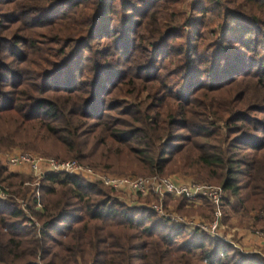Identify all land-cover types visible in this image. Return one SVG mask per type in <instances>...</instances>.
Returning <instances> with one entry per match:
<instances>
[{"label": "trees", "instance_id": "obj_1", "mask_svg": "<svg viewBox=\"0 0 264 264\" xmlns=\"http://www.w3.org/2000/svg\"><path fill=\"white\" fill-rule=\"evenodd\" d=\"M186 1L0 0V151L192 175L264 211V0ZM0 186V264H264L77 176L0 163Z\"/></svg>", "mask_w": 264, "mask_h": 264}, {"label": "built area", "instance_id": "obj_2", "mask_svg": "<svg viewBox=\"0 0 264 264\" xmlns=\"http://www.w3.org/2000/svg\"><path fill=\"white\" fill-rule=\"evenodd\" d=\"M0 163L11 172L21 171L23 168H26L33 175L38 176V178L51 173L67 174L69 176L80 177L89 183H99L114 192L130 193L140 195L141 197H153L155 200L149 205H139L136 203L130 205L124 202L130 207H146L151 209L167 226L181 229L188 236H209L236 247L229 240V237H225L222 233L224 229L222 208L226 199V191L222 187L190 182L176 176H114L103 170L81 164L77 160L62 161L22 152L0 154ZM0 198H7V194L1 186ZM179 198L184 199V207L186 209L199 207L202 204V199H205L212 206L213 218L187 217L177 213L172 210L167 199L175 200ZM21 205L25 209V203L21 202Z\"/></svg>", "mask_w": 264, "mask_h": 264}, {"label": "rangeland", "instance_id": "obj_3", "mask_svg": "<svg viewBox=\"0 0 264 264\" xmlns=\"http://www.w3.org/2000/svg\"><path fill=\"white\" fill-rule=\"evenodd\" d=\"M196 2H197V0H187L184 3V5L181 7V10L184 13H186V16H189V13H190L189 7L193 4H195ZM214 25H217V24L216 23L213 24V29H215ZM208 37H209V39L211 38L210 36H208ZM143 96H145V95L143 94ZM21 152L61 160V159L56 158L55 156L44 155L40 150L23 149V148L17 147V146H13L9 149L0 151V154L4 155L7 153H21ZM68 160H74V159H68ZM100 170H102V169H100ZM8 171L11 172L10 170H8ZM103 171H105V170H103ZM106 172L111 174V175H114V176H135V177H139V175L133 174L131 172H126V173H121V174L112 173V172H108V171H106ZM13 173L15 175L24 176L25 178H27V177L31 178V179H37L38 178V176L33 175L26 168H23V170L16 171ZM169 176L170 177L176 176V177L181 178L182 180L195 182V183H197V182L198 183H205V182H202V181L196 179L192 175H184L182 173H173V174H169ZM205 184H207V183H205ZM216 187H220V186H216ZM116 193L118 194V197L121 200L127 202L130 205L134 204V203L139 204V205H142V204H146V205L148 204L149 205L150 203H152L154 201L153 200L150 202H146L147 197H141L140 195H135V194H130V193L124 194L123 192H116ZM225 198H226L224 201L225 203H224L223 208H222V211H223L222 212L223 213L222 223L224 225V229L222 230V233L225 235V237H229V240H231L237 248L239 247L238 242L241 240V236L239 235L241 231L242 232L243 231L248 232V235H251L252 237L254 236V237H259V238L264 239V230L260 229V224L254 226L257 218L259 219V220H257L259 222L264 221V211H251L250 213H244V211H242L241 209L234 208L235 199L231 196V194L228 191L225 192ZM20 204H21V202H20ZM172 210H174V209L172 208ZM208 212H207V215H200V214L188 215L187 213H184L181 215L187 216V217H197V218L200 217L203 219H212L213 217H211V215H209ZM26 215H28V214H26ZM241 252H243V251H241Z\"/></svg>", "mask_w": 264, "mask_h": 264}, {"label": "crops", "instance_id": "obj_4", "mask_svg": "<svg viewBox=\"0 0 264 264\" xmlns=\"http://www.w3.org/2000/svg\"><path fill=\"white\" fill-rule=\"evenodd\" d=\"M176 200L167 199L168 204L175 209L174 203ZM199 207H203L201 204ZM197 208V207H195ZM184 209H186L184 207ZM191 209V208H190ZM194 209V208H192ZM241 236V240L238 242L240 251H243L244 254H262V251L264 250V239L259 237H252L251 235H248V232H240L239 234Z\"/></svg>", "mask_w": 264, "mask_h": 264}]
</instances>
